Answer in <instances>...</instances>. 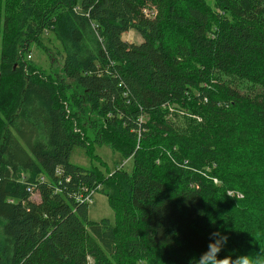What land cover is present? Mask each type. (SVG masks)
<instances>
[{
    "label": "trees",
    "instance_id": "trees-1",
    "mask_svg": "<svg viewBox=\"0 0 264 264\" xmlns=\"http://www.w3.org/2000/svg\"><path fill=\"white\" fill-rule=\"evenodd\" d=\"M212 1L0 0V264H195L213 231L239 256L252 218L223 203H264V0ZM43 32L63 51L53 73L24 60ZM190 97L208 121L178 132L163 108ZM90 142L131 170L71 162ZM98 183L112 221L79 199ZM255 249L264 264V236Z\"/></svg>",
    "mask_w": 264,
    "mask_h": 264
},
{
    "label": "rangeland",
    "instance_id": "rangeland-1",
    "mask_svg": "<svg viewBox=\"0 0 264 264\" xmlns=\"http://www.w3.org/2000/svg\"><path fill=\"white\" fill-rule=\"evenodd\" d=\"M208 4L212 5V0H206ZM124 38L133 43H138L142 40L140 33L134 28L127 31L124 35ZM180 36L177 35L172 29L167 32V43L170 46H173L177 39L180 40ZM63 51L61 47V43L56 39V37L51 32H43V34L39 37L37 43L33 44L30 48V52L24 56V60L29 64L34 65L37 68L42 69L44 72H56L59 71L62 65L63 60ZM220 73H217V76ZM250 84V83H248ZM205 85V84H203ZM196 93L197 91L194 90ZM164 110V118L173 124L174 128L178 132H190L191 130L198 129L200 124L206 123L208 121V113L203 108L199 107V103L195 101L193 98L187 99L185 102H179L175 104H169L167 107L163 108ZM115 144L117 142H114ZM116 147H120V145L116 144ZM90 150L87 151L84 148H75L71 155V162L74 164L80 165L84 167L96 166L98 168V159L104 161L107 165L110 173H113L116 167H122L126 171L131 170L132 160L122 157L119 152H113L107 144H93L90 142ZM261 155V156H259ZM255 158H252V161H255L256 158L259 159V170L260 173L256 174L253 178L255 179L254 187L259 188L263 187L262 192L264 191V147H262L260 154ZM105 173L107 170L105 168H101ZM217 179V178H216ZM102 181V180H101ZM219 184V181L217 182ZM240 194V193H239ZM237 191L227 190L225 191V195L231 198H241L239 197ZM93 200L88 204V218L90 220H99L102 218H109L111 221L114 220V212L111 209L107 197L103 194L102 191H98L94 193ZM33 199H37V195L32 197ZM233 200V199H232ZM251 201V199H248ZM230 202V201H229ZM228 203V202H227ZM223 203V211H226L227 218L234 219L237 222L241 223L243 218L249 219L252 218V229H248L250 233L244 236L236 237L235 241L237 245H239V256L248 255L254 262V264L258 263L256 260L257 251H256V243L259 239L264 236V203L256 201L253 202L249 213L240 214L236 212L232 214L233 205L236 210L239 207L236 206L235 202ZM235 208H233L235 210ZM235 210V211H236ZM257 218L260 219L259 224L257 225ZM255 228V229H254ZM255 231V234H253ZM230 239L232 235H227ZM233 239V238H232ZM232 241V240H231ZM233 242V241H232Z\"/></svg>",
    "mask_w": 264,
    "mask_h": 264
},
{
    "label": "clouds",
    "instance_id": "clouds-1",
    "mask_svg": "<svg viewBox=\"0 0 264 264\" xmlns=\"http://www.w3.org/2000/svg\"><path fill=\"white\" fill-rule=\"evenodd\" d=\"M227 241L228 237L219 231L210 232L207 248L195 260V264H254L248 255L237 256L235 259L230 256L220 258L218 254L223 250Z\"/></svg>",
    "mask_w": 264,
    "mask_h": 264
},
{
    "label": "built area",
    "instance_id": "built-area-1",
    "mask_svg": "<svg viewBox=\"0 0 264 264\" xmlns=\"http://www.w3.org/2000/svg\"><path fill=\"white\" fill-rule=\"evenodd\" d=\"M101 188V185L98 183L94 189H92L87 195H85V200L86 202L90 203L91 202V198L92 195H94V193L97 192V190L99 191V189Z\"/></svg>",
    "mask_w": 264,
    "mask_h": 264
},
{
    "label": "bare ground",
    "instance_id": "bare-ground-1",
    "mask_svg": "<svg viewBox=\"0 0 264 264\" xmlns=\"http://www.w3.org/2000/svg\"><path fill=\"white\" fill-rule=\"evenodd\" d=\"M88 194V193H87ZM87 194H85V195H87ZM79 199H81V200H83L84 202H86V200H85V196H81V197H79Z\"/></svg>",
    "mask_w": 264,
    "mask_h": 264
}]
</instances>
